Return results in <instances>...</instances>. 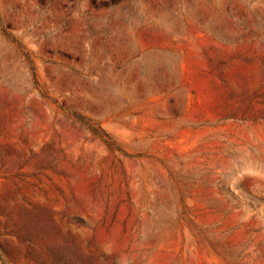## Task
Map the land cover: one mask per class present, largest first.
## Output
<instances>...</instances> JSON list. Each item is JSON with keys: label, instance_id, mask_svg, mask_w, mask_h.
Returning a JSON list of instances; mask_svg holds the SVG:
<instances>
[{"label": "rangeland", "instance_id": "obj_1", "mask_svg": "<svg viewBox=\"0 0 264 264\" xmlns=\"http://www.w3.org/2000/svg\"><path fill=\"white\" fill-rule=\"evenodd\" d=\"M0 264H264V0H0Z\"/></svg>", "mask_w": 264, "mask_h": 264}]
</instances>
